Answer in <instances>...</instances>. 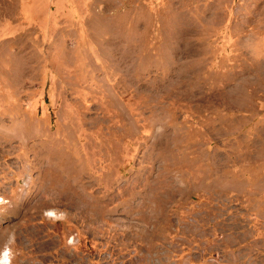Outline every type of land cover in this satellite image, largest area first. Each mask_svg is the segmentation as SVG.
Here are the masks:
<instances>
[{
  "label": "rangeland",
  "instance_id": "374dc122",
  "mask_svg": "<svg viewBox=\"0 0 264 264\" xmlns=\"http://www.w3.org/2000/svg\"><path fill=\"white\" fill-rule=\"evenodd\" d=\"M6 251L264 264V0H0Z\"/></svg>",
  "mask_w": 264,
  "mask_h": 264
},
{
  "label": "clouds",
  "instance_id": "9594fccd",
  "mask_svg": "<svg viewBox=\"0 0 264 264\" xmlns=\"http://www.w3.org/2000/svg\"><path fill=\"white\" fill-rule=\"evenodd\" d=\"M3 256H4V259H3L2 264H9V259H8V257H9V253L6 251V252L3 254Z\"/></svg>",
  "mask_w": 264,
  "mask_h": 264
},
{
  "label": "bare ground",
  "instance_id": "6f19581e",
  "mask_svg": "<svg viewBox=\"0 0 264 264\" xmlns=\"http://www.w3.org/2000/svg\"><path fill=\"white\" fill-rule=\"evenodd\" d=\"M73 170V169H72ZM80 170V169H79ZM74 171V170H73ZM75 175V174H74ZM76 178H78V177H76ZM70 189V188H69ZM83 198V197H82ZM4 254V253H3ZM3 254H1L0 255V264H2V262H3V259H4V256H3Z\"/></svg>",
  "mask_w": 264,
  "mask_h": 264
}]
</instances>
